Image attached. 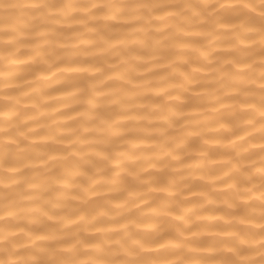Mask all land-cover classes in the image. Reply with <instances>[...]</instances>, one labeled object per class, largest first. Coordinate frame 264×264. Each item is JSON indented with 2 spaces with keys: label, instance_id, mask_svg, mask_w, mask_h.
Wrapping results in <instances>:
<instances>
[{
  "label": "clouds",
  "instance_id": "9594fccd",
  "mask_svg": "<svg viewBox=\"0 0 264 264\" xmlns=\"http://www.w3.org/2000/svg\"><path fill=\"white\" fill-rule=\"evenodd\" d=\"M0 264H264V0H0Z\"/></svg>",
  "mask_w": 264,
  "mask_h": 264
}]
</instances>
